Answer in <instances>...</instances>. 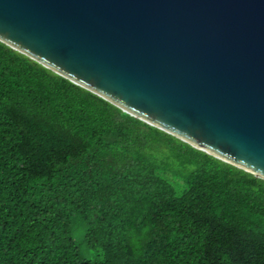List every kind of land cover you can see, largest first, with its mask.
Masks as SVG:
<instances>
[{
  "label": "trees",
  "instance_id": "trees-1",
  "mask_svg": "<svg viewBox=\"0 0 264 264\" xmlns=\"http://www.w3.org/2000/svg\"><path fill=\"white\" fill-rule=\"evenodd\" d=\"M0 264H264V180L0 42Z\"/></svg>",
  "mask_w": 264,
  "mask_h": 264
},
{
  "label": "water",
  "instance_id": "water-1",
  "mask_svg": "<svg viewBox=\"0 0 264 264\" xmlns=\"http://www.w3.org/2000/svg\"><path fill=\"white\" fill-rule=\"evenodd\" d=\"M0 42L264 180V0H0Z\"/></svg>",
  "mask_w": 264,
  "mask_h": 264
}]
</instances>
